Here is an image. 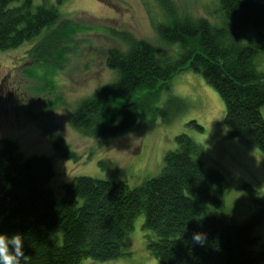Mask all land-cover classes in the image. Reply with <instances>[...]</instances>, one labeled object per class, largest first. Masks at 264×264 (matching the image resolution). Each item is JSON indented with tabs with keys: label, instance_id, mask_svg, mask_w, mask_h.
Returning <instances> with one entry per match:
<instances>
[{
	"label": "trees",
	"instance_id": "16d2710c",
	"mask_svg": "<svg viewBox=\"0 0 264 264\" xmlns=\"http://www.w3.org/2000/svg\"><path fill=\"white\" fill-rule=\"evenodd\" d=\"M63 2L0 0V51L33 42V61L59 64L69 52L72 32L68 22L59 23ZM215 3L221 25L187 16L155 24L164 42L177 44L172 57L159 56L147 40L116 32L126 49H108L106 65L117 78L80 101L70 114L72 127L87 136L116 138L154 125L161 108L152 103L162 91L170 92L177 73L192 69L225 101L230 135L264 153V69L257 62L264 43L243 39L250 31L264 32V0ZM175 100L180 101L167 102ZM161 112L166 120L167 108ZM190 124L203 130L196 121ZM55 146L62 154L67 150L58 135ZM203 153L202 145L183 133L165 155L160 173L140 185L76 176L63 183L57 199L50 186L55 176L51 158L24 157L14 140L2 138L0 232L24 234L31 264H85L86 259L122 255L135 218L143 214L144 227L154 234L148 247L157 264H263L264 245L259 248L256 229L264 226V197L255 199L254 212L242 223L218 217L214 211L225 204L224 177L202 160ZM196 232L205 234L203 243L193 241Z\"/></svg>",
	"mask_w": 264,
	"mask_h": 264
},
{
	"label": "rangeland",
	"instance_id": "374dc122",
	"mask_svg": "<svg viewBox=\"0 0 264 264\" xmlns=\"http://www.w3.org/2000/svg\"><path fill=\"white\" fill-rule=\"evenodd\" d=\"M215 4V0H64L59 23L68 22L72 32L69 52L59 64L33 61L29 53L33 42L0 51V139L14 140L24 157L51 158L55 176L50 186L59 199L63 183L76 176L140 185L160 173L165 155L176 147V136L188 134L202 145V160L223 174L225 204L215 214L228 222H244L255 210V199L264 197V153L243 138L230 135L225 101L200 73L187 69L173 77L170 92L162 91L158 100L151 102L154 108L166 107L168 114L165 120L157 110L154 125L102 138L84 135L70 124V114L80 101L117 78V72L106 65L108 49H126L116 32L147 40L159 56L172 57L178 53L177 44L164 42L155 24L187 16L221 25ZM243 39L245 43H264V32L250 31ZM257 62L262 65L264 53ZM261 65L264 69V63ZM174 97L180 101L169 104L168 99ZM57 135L62 147H67L63 154L55 146ZM66 151L75 157L67 156ZM144 220L143 214L137 215L126 236L124 253L118 258L86 259L85 264H157L148 247L154 234L144 227ZM256 233L261 248L264 226Z\"/></svg>",
	"mask_w": 264,
	"mask_h": 264
},
{
	"label": "clouds",
	"instance_id": "9594fccd",
	"mask_svg": "<svg viewBox=\"0 0 264 264\" xmlns=\"http://www.w3.org/2000/svg\"><path fill=\"white\" fill-rule=\"evenodd\" d=\"M25 239L24 234L19 232H0V264H31V256L25 254L23 247ZM192 239L194 242L203 243L206 237L204 233L196 232Z\"/></svg>",
	"mask_w": 264,
	"mask_h": 264
}]
</instances>
